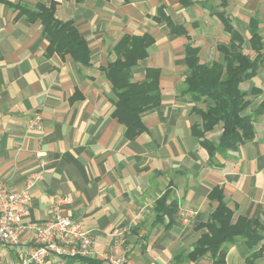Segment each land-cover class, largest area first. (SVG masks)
Segmentation results:
<instances>
[{
    "label": "crops",
    "instance_id": "obj_1",
    "mask_svg": "<svg viewBox=\"0 0 264 264\" xmlns=\"http://www.w3.org/2000/svg\"><path fill=\"white\" fill-rule=\"evenodd\" d=\"M51 3L55 19L72 22L86 41L88 64L49 52L42 21L31 13ZM218 3L0 0L1 176L19 189L29 173L38 172L26 221L50 219L53 197L60 194L69 199L64 214L94 240L90 257L53 255L46 264H109L103 259L108 254H123L126 264H212L208 255L193 262L187 254L204 231L198 225L217 205L209 198L214 188L222 191L233 219L257 220L262 228L253 246L241 237L223 244L227 264H264V110L251 141L209 158L195 132L203 129L199 111L210 101L183 93L186 46L197 49L201 63H211L222 62L218 44L230 42L215 14L222 10ZM223 10L242 38L243 53L256 56L250 20L257 21L262 41L261 65L239 85L250 100L243 110L248 115L264 102V0H229ZM123 37H146L145 55L130 69L131 82L145 81L149 68L159 70V103L141 113L144 130L133 137L112 116L117 98L104 71L117 60L115 47ZM35 114L42 117L41 131L26 128ZM221 132L217 124L204 138L217 143ZM167 192L166 204L176 210L157 219L156 203ZM28 246L24 231L20 243L2 247L1 254L15 260Z\"/></svg>",
    "mask_w": 264,
    "mask_h": 264
},
{
    "label": "trees",
    "instance_id": "obj_2",
    "mask_svg": "<svg viewBox=\"0 0 264 264\" xmlns=\"http://www.w3.org/2000/svg\"><path fill=\"white\" fill-rule=\"evenodd\" d=\"M183 5H191L194 0H180ZM229 0H219L218 7L222 10L216 12L224 25L225 31L230 34L229 44H218L217 48L223 55L222 62L201 63L197 56V49L186 46L187 73L185 77V89L194 100L204 97L210 101L205 110H200L202 118L201 131L195 132L201 146H203L209 158L215 153L235 150L237 145L251 141L255 137L254 122L264 110V102L248 115L243 110L250 104L247 93L240 89L241 82L254 76L262 63L261 37L257 32V21L250 20L249 41L256 56L251 59L241 50L242 38L233 30L229 18L225 16L224 8ZM20 8L19 5H14ZM217 7V8H218ZM55 3L49 7L37 5V11L31 13L40 17L43 24V34L48 40L49 52L68 53L82 64L89 63L90 53L86 41L79 34L72 22H60L54 17ZM211 8L210 10H212ZM21 13L28 12L25 9ZM29 13V12H28ZM171 25L170 21H167ZM173 32L181 33L175 27ZM145 38L123 37L116 45L117 60L104 68L111 89L116 95L112 116L126 127V134L133 137L144 130L141 122V113L147 108L159 103L158 75L159 70L147 69L148 77L145 81L131 82L130 69L136 61L145 55ZM221 124L222 132L217 143L204 138V133L215 125ZM168 192L156 203L155 213L157 219H162L165 214H172L176 209L173 204H166ZM211 200L217 205L210 214L208 220L197 229H204L187 254V259L197 262L199 259L209 256L212 264H227L226 252L223 244L232 242L236 238L245 239L247 245H255L261 238V225L257 220H251L242 216L233 219V211L226 205L222 191L214 188L209 194ZM259 254H254L257 257ZM85 259L84 257H81Z\"/></svg>",
    "mask_w": 264,
    "mask_h": 264
},
{
    "label": "built area",
    "instance_id": "obj_3",
    "mask_svg": "<svg viewBox=\"0 0 264 264\" xmlns=\"http://www.w3.org/2000/svg\"><path fill=\"white\" fill-rule=\"evenodd\" d=\"M26 128L32 131L43 129L42 117L35 114L26 121ZM41 178L38 172H31L19 189L5 182L0 173V264H46L49 257H90L94 250V240L89 231L64 214L69 199L57 194L52 200V217L43 222L31 223L29 215L31 189ZM183 219L190 216L182 213ZM24 231L28 232L29 246L15 260H6L1 254L2 247L17 246ZM118 235L122 237V232ZM109 264H126L123 254L104 255ZM57 264H65L57 262Z\"/></svg>",
    "mask_w": 264,
    "mask_h": 264
},
{
    "label": "rangeland",
    "instance_id": "obj_4",
    "mask_svg": "<svg viewBox=\"0 0 264 264\" xmlns=\"http://www.w3.org/2000/svg\"><path fill=\"white\" fill-rule=\"evenodd\" d=\"M123 237H125V235H124ZM108 255H109V254H108Z\"/></svg>",
    "mask_w": 264,
    "mask_h": 264
}]
</instances>
